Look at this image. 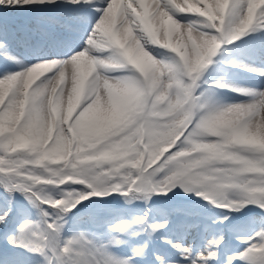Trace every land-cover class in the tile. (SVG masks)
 <instances>
[{
  "label": "snow or ice",
  "instance_id": "6c2138e0",
  "mask_svg": "<svg viewBox=\"0 0 264 264\" xmlns=\"http://www.w3.org/2000/svg\"><path fill=\"white\" fill-rule=\"evenodd\" d=\"M233 71L264 85V0H0V264H264Z\"/></svg>",
  "mask_w": 264,
  "mask_h": 264
},
{
  "label": "bare ground",
  "instance_id": "6f19581e",
  "mask_svg": "<svg viewBox=\"0 0 264 264\" xmlns=\"http://www.w3.org/2000/svg\"><path fill=\"white\" fill-rule=\"evenodd\" d=\"M177 2H181V0H177ZM259 63V61H257ZM229 79L234 80L240 84H248V85H255V86H264L258 77L251 76L244 72L233 71L229 77ZM223 96L229 99H243V97H234L232 93H222ZM78 110V109H77Z\"/></svg>",
  "mask_w": 264,
  "mask_h": 264
}]
</instances>
